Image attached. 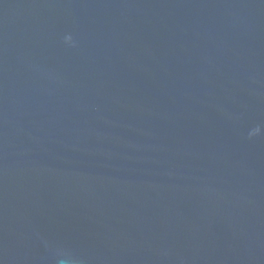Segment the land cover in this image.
<instances>
[{"label":"water","instance_id":"1","mask_svg":"<svg viewBox=\"0 0 264 264\" xmlns=\"http://www.w3.org/2000/svg\"><path fill=\"white\" fill-rule=\"evenodd\" d=\"M0 264H264V0H0Z\"/></svg>","mask_w":264,"mask_h":264}]
</instances>
